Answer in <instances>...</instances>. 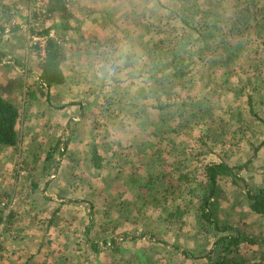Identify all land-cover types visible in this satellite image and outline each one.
I'll return each mask as SVG.
<instances>
[{
    "label": "rangeland",
    "instance_id": "obj_1",
    "mask_svg": "<svg viewBox=\"0 0 264 264\" xmlns=\"http://www.w3.org/2000/svg\"><path fill=\"white\" fill-rule=\"evenodd\" d=\"M87 1H84L82 6L87 9L88 6L90 8L93 5L95 6L91 1L87 4ZM143 1L146 0H141V3ZM159 1L165 7L171 8L175 6L174 2L178 0ZM31 2L32 0L20 2L22 6L21 10L28 15L29 9L32 7ZM186 2L188 3L189 0H186ZM215 2L220 3V10L216 9ZM236 2L240 3L236 4L235 0H198L195 3H200V11L212 10V13L207 14V18L219 19L215 21H218L219 25L223 28V25L235 22V16L238 11L240 12V8H244L246 0H236ZM263 4L264 1L260 0L258 8H261ZM190 5L191 3L188 4L187 8H190ZM212 6L213 9H211ZM77 9L78 7L71 10L73 12L71 18L75 16L74 14H77ZM181 9H184V7H181ZM188 11L190 10L188 9ZM164 12L168 14L167 11ZM174 18L170 14L165 17V27L171 38H175L176 34L170 31V27L176 29L181 24L178 20L174 21ZM230 18H232L231 22H227ZM172 21L177 25L176 27ZM22 22H25V20H22ZM50 22L51 19L44 22L37 29H47ZM131 22L135 23L133 16ZM154 22H156V19L151 23L149 21L151 29L155 25ZM134 27L124 25V29H120V33L128 30L133 36H139L146 31L145 29L142 33ZM262 29L263 32L260 33V37L264 40V28ZM222 30L224 31V29ZM19 31L21 30L15 31L13 35L11 34V38L19 37ZM255 32L252 31L249 37L243 38L244 41L241 42V45L233 44L237 46L235 48H238L237 50L241 53H237V56H240L235 58L231 63H222L223 58H220V56L227 52L224 49H216L218 45L215 46L216 43H212L209 48L210 60L206 54L203 55V57L206 56L204 58L205 61L201 62V64L206 66L204 67L201 64L189 66L186 62L184 64L187 71L184 75L185 77L176 86L173 83L171 84L172 86H166L164 92L161 94L163 103H167L166 105L178 102L180 103V107H182V104H184V114L178 112L173 117L170 116L169 124H181L178 130L181 131V128L185 127L184 134H190V137H192L191 130L193 128L187 127L184 124L187 119H192L189 118L191 114L195 116L192 119L194 122L191 123L196 124L199 122L201 126L197 125L199 127H195L193 137L195 138V144L198 143L195 145L196 147L199 145L204 147V149H201L203 153L200 155L196 153L199 156L198 158L195 153H192L194 154L193 156L192 154H185L187 157L186 161H183L186 158L185 156L178 157V160L181 159V162H184L180 170L185 177L179 184L183 187L181 190H173L171 188L172 182L175 181V177L171 176V166L175 159H172L173 154L171 153L173 151V144L169 143L166 146L161 144L153 147V154L156 151H161V159L159 158L154 167H147V170H149L148 176H146L147 173L145 175L142 174L144 175L143 178L137 176L135 183L129 181L127 175H125L128 172V168H124L126 164L125 160L118 162L116 166L115 162L111 161L110 167L106 166L100 170H96L91 163L90 152L93 148H86V146L83 147L81 144L77 148L71 147L70 144L67 147L60 146L61 151L64 148L63 155L67 156L70 149L72 154H77V158L72 160L67 159V157L56 158L59 166H64L63 163L68 166L66 169L61 168V176L54 172V170L51 173L48 172L49 174L43 173L44 176L42 175V164L45 162L50 145L55 144L61 138L65 139L70 136V134L67 136V131L70 128L74 130V135H71V137L78 135V130H83L85 133V130H87V146H89L90 141H94V138L98 139L99 144H108L107 150L104 149V157H107V155L112 157V154L117 152V142L122 140L121 136L127 130L136 129L138 125L134 126V123L132 125L129 120V122L122 121V119H125V113L121 109V105H124V103L122 100H119V97H114L113 85L108 80L105 83L103 82V89L105 87H108V89L104 90L105 93L103 91L102 104L101 107H98L104 112V115L101 114V117L99 115L98 118L94 114L95 111L90 112V115H83V117L79 115L78 119L83 120V123L79 128L76 126V129L73 128L75 125L71 126L70 123L60 125L61 127L58 126L57 128L54 124H61L57 120L53 124L48 123V125L43 122L44 120H42L41 125L40 122L35 121L31 125H28V127H31L30 130L25 129L21 125V147L17 150L15 149L16 152L12 151L11 153L14 159L15 155H17L18 160L13 163V166H10L12 168V175H4V169L1 170L5 178L0 179V202L5 199L8 201V204L0 220V264H23L27 259L30 261L29 264H145L144 262H147V264H205L200 254L212 244V241L208 240L209 236H206V233L201 228L198 215L200 198H202L204 185L206 184L205 166L217 165L222 162L236 167H238L239 163L241 165L247 164L248 158L252 156L250 154L253 151L254 144L257 143V140H255L256 135L251 134L250 131L254 129V125L260 127V124L258 122L251 123L250 116L245 115L249 111L246 102L247 96L253 94L256 100L259 99V95L260 97L264 96V89L258 93L253 90V88L264 87V79L261 78L260 81L253 78L251 84L246 72L250 70L251 66L254 68V65H256L252 61H247L246 57L251 56V59L255 60L256 55L254 51L257 47L262 48L260 41L256 39ZM119 46L125 48L124 45L119 44ZM184 57H187L186 53ZM228 58L227 56L226 59ZM215 62L221 65L215 67ZM6 64L7 57H0V67L3 65L2 67L5 68ZM66 66L67 70L74 68V64L72 63H66ZM200 66L202 68L199 70ZM137 69L139 70L138 66L134 68V71ZM178 70L180 69L178 68ZM143 73L141 72V79L144 78ZM237 73L238 75H236ZM178 74H180L179 71ZM82 79L81 83H77L73 79L70 80L72 87L65 89L64 95L61 97L62 102L78 103L82 101L81 99H84V102L85 99L89 98V96H86L90 89L89 82L93 83L96 81L98 84L101 83V78L91 80L87 84L83 77ZM139 80V75H137L136 82ZM229 82H233L235 85H231ZM183 84L184 86H182ZM231 88L235 89V91H229ZM27 90L24 94L29 95L30 90L28 86ZM117 90L119 89L116 88ZM65 94L67 95L65 96ZM207 95L213 96L214 101L202 106V102L205 100L204 97ZM27 99L28 97L25 98L23 96L22 102H25ZM26 104L25 102V107ZM189 110L191 111L189 112ZM30 111H32L31 108L28 112ZM33 111L39 112L38 109H34ZM180 113L182 114L179 115ZM240 113H242V122L239 119ZM24 120L27 119L24 117ZM112 120L113 122L109 124L108 121L111 122ZM211 122L210 128L213 131L212 133L220 135L217 138L218 146L214 151H212L210 145L208 146L212 138H207L208 135L206 134V130L209 128ZM237 122H241L244 132L239 130ZM113 125L115 127H122L125 130L117 132V129L112 128ZM53 128L57 132L53 133ZM260 129L262 130V128ZM33 134H36L37 138ZM84 135L86 138V134H82L81 137ZM263 135L259 133V141L264 139ZM133 138H131V141H133ZM147 140H149L148 137ZM149 141L153 144L156 142L152 138ZM194 142L192 147L194 146ZM129 146L121 147L119 152L123 158L128 154V152L123 153V151ZM54 150L57 155L61 153L57 149ZM86 150L88 154H81V151L85 152ZM248 154L250 156L246 157ZM35 156H40L39 160L37 158L38 162H36V166L34 163L27 162V167L22 171L20 176L17 174L14 176L15 166L18 168L20 162L22 163L27 158L33 160ZM0 157H2V154H0ZM72 167L74 169L76 167L74 172L69 171ZM240 174L241 177L247 179L249 184L253 183L255 186L264 185V148L257 159L249 165L248 170H241ZM6 183L10 185L13 183V186L8 185L9 189L5 187L4 191H2ZM182 183H184V186ZM218 183L220 188L223 187L224 190L222 200L220 201L221 217L223 219L237 220L240 216H243L246 224L256 223L254 225L256 233L264 231V221L262 222L249 211L244 192L240 188L232 186L227 180L220 178ZM12 190L14 192H11ZM171 191L178 193L177 197L166 200V194ZM9 194L11 196L9 198L6 197ZM58 194L66 196L68 199L74 196L79 201L89 204L94 213V227H92L90 238L95 237L98 242H102L106 238L109 242L112 237L122 240L124 239L123 232L127 230L136 231L140 235L141 232H138V230L141 231L147 227L159 233V238L166 240L170 245L189 250L194 254L196 259L186 258L178 254L176 250L167 248L161 243L149 244L148 242L125 244L122 247L124 249L118 254L112 252H108V254L103 253L101 257L96 259L94 253L85 242V230L88 227L90 219L89 214L84 209H82L84 211L80 210L82 206L74 205L71 208L69 207L71 204H68L62 208L61 213L56 217V223L53 225L49 224L55 212L54 210L57 207L59 208V204L66 199L60 198ZM150 196L155 198L157 207L150 205ZM183 198L184 200L181 201L180 199ZM167 202L171 203V206L165 205ZM76 207L79 209H75ZM0 208L3 207L1 206ZM11 214H14L16 220L14 219V223L12 222L9 225L7 224V219ZM173 219L178 220V222H175ZM169 220L173 221L168 222ZM144 234H147L148 237L155 233L146 232Z\"/></svg>",
    "mask_w": 264,
    "mask_h": 264
},
{
    "label": "trees",
    "instance_id": "obj_2",
    "mask_svg": "<svg viewBox=\"0 0 264 264\" xmlns=\"http://www.w3.org/2000/svg\"><path fill=\"white\" fill-rule=\"evenodd\" d=\"M23 1L24 0H21V2ZM69 1L70 0H50L49 4L46 7L47 13L51 15V18L53 17L54 13H61L65 17L67 11H69L72 6L79 5L86 0L76 2L75 4H72L70 8H67ZM196 1L189 0V2L187 3L186 0H178L177 2H174L175 6L168 8L165 7L159 0H153L155 10L152 11V15H156V22L153 26V34H156V36L155 39L150 43H145V41L143 40V34L139 36H133L128 30H125L124 39L125 41L127 40V47L125 48L128 51L133 50L134 53L135 51H141V56H135V61L136 63H138L140 60L145 58L143 64H140V70L145 71L146 74L150 75L147 79L152 81V85L154 86L155 90L162 93L164 92L166 86H170L172 83L177 85L179 81L185 77L184 75L187 72L184 65L186 62L189 66H196L198 64H201V62L205 61L204 58L206 56L203 57V55L206 54L208 56V59L210 60L209 48L212 43H216L215 46L218 45L216 49H224L227 52L226 54H222L220 56V58H223L222 63H231L235 58H238L240 56H237V53H241L237 50L238 48H235L237 46L233 44L241 45V42L244 41L243 38L246 39L247 37H249L252 31H256V39L260 41L262 48L257 47V49L254 51V54L256 55L255 60H253V58L251 59V56L246 57L247 61H252V63H256V65H254V68L251 66L250 70L246 72L248 73L249 82H251L253 78H256L260 81L261 78L264 79V40L260 37V33L263 32L262 28H264V4L261 8H258V3H260V0H246L244 8H240V12L238 11V13L236 14L235 22L232 24L227 23L223 25L222 28V26L219 25V22L215 21L219 19L211 18V20L207 18V14L212 13V10L207 9V11L205 12L200 11V3H195ZM190 3V8H187L188 4ZM215 3L214 4L216 9L220 10V3ZM235 3L239 4L240 2H236L235 0ZM181 7H184V9H181ZM177 9L179 10L177 11ZM188 9L190 11H188ZM211 9H213V6L211 7ZM161 10L164 15L167 16L170 14L171 16L175 17L174 21L178 20L181 23L179 25V28L175 29L174 27H170V31L175 32L176 34L175 38H171L168 31L166 30V16H164L162 12L159 13ZM0 11L2 13L1 18L9 19V17L7 16L8 14L6 13L7 10L5 8H3V10L0 9ZM164 11H167L168 14H165ZM185 11L186 13H184ZM40 15L41 13L34 11L29 16L28 24L31 26L30 30L32 31L33 35L37 34L46 36L48 35V28L38 30L37 27L32 25L30 22V19L31 21H36L40 17ZM217 15L219 16V14ZM154 20L155 19H153V21ZM231 20L232 18H230L227 22H231ZM158 23L162 24V28H159V25V27L157 26ZM135 24L139 26L137 27L138 29L143 28L141 23L135 22ZM173 24L175 25V27L177 26L174 22ZM259 28L260 30H258ZM115 29L117 31V27ZM222 29H224V31ZM3 30L4 28L3 26H1L0 23V36L3 35ZM18 30L21 29L19 28ZM18 30L15 29V31ZM5 32L6 36L0 40V57L2 58L5 57V55L1 51L2 42L5 39H10L11 34L14 33L12 31ZM191 37L192 39H190ZM30 51L31 54L34 55L35 58L38 60V65L36 64V66H33L28 69H31L32 72L29 74V76H26L22 83V76H19L15 80L14 84L18 90H20L22 84L25 86L26 89L28 86L30 92L28 93L29 95L26 94V97H37V95L32 90V88L35 87L36 92H39L42 98L50 100L51 89L58 85L61 86L66 82V75L62 68V65L66 59V51L62 44L59 43V41L55 38H50L47 41L44 50H42L38 46H32ZM44 51L45 53L43 55L42 53ZM183 51L187 55L186 58L184 57L185 53ZM227 56L229 57L228 59H226ZM230 56L232 57L230 58ZM215 63V67L221 65L217 64V62ZM201 65H203L204 67L206 66L204 64ZM8 66L10 69L15 67L13 63ZM36 67L37 69L34 70ZM178 68L180 70H178ZM201 68L202 66H200L199 70ZM178 71L180 74H178ZM236 75H238V73ZM229 83L231 85H235L233 82ZM2 84L3 82L0 81V154H2V157H5V163H2L0 171L3 169L4 166H7V164H9L8 161L10 162V156L12 155V151L14 149L17 150L21 147L20 130L22 121L25 117V109H21L20 107L16 106V104L10 98L4 96L7 87L4 88ZM182 86H184V84ZM1 87H3L4 89L2 90ZM257 88L258 89L253 88V90L257 91V93L259 91L261 92L264 89L263 86ZM229 91H235V89L231 88L229 89ZM212 97L213 96L209 95L205 96V100H203L202 106L207 104L208 102H213L214 99ZM258 97L259 99L256 100L253 94H250L246 98V102L248 105L247 109H249V111L245 115L250 116L251 123L258 122L260 124V127L254 125V129L250 131L251 134L256 135L255 140H257V143L254 144L253 151L250 154L252 156H250L249 154L246 156H250L247 160V164L241 165L239 163L238 167H236L222 162L221 164L217 165L205 166L206 184L204 185L205 187L203 190L204 192L202 194V198H200V208L198 214L200 218L201 228L206 233L205 235L209 236L208 240L212 241L210 247L207 250L205 249L204 251H202L200 254L201 257L204 259L205 264H264V231L256 233V230L254 229V225H256V223L246 224L243 216H240V218H238L237 220L223 219V217H221L220 201L222 200L224 190L223 187L220 188V185L218 183L221 178L223 180L229 181L232 186L240 188L244 192V195L246 197L245 201L247 203L249 211L262 222L264 221V185L255 186L253 183L249 184L247 179L241 177L240 174L241 170H248L249 165L257 159L260 152L264 148V139L259 141L258 138L259 133L264 134V96L260 97L259 95ZM157 109L160 110L159 113L163 116L162 121H166L165 118L168 115H175L178 112H182L184 114L183 111L185 108L184 104H182V107H180V103L174 102L171 105H159ZM136 110L137 113L135 115L134 113L129 114L128 112H126V118L128 116L130 118H142L143 115H141V113H143V110H141L140 108H137ZM190 111L191 110H189V112ZM182 113H180L179 115H181ZM139 114L141 115V117L138 116ZM194 117L195 116L192 114L189 116V118L192 119ZM192 119H187V123L192 122ZM239 119L242 122V113L239 114ZM241 122L237 123L239 130L243 131ZM197 125H200V123L197 122L193 125L194 127L191 130L192 137H190V134H184L185 136L184 140L182 141V146L173 147V151L171 152L172 154H174L173 158H177L171 166V176L175 177V181L171 184V188L173 190L183 189V187L179 184L185 179L184 175L180 172L181 165L184 164V162H181V159L178 160V157L184 156L185 154L189 155L192 153H198V155H200L201 153H203V150L201 149H204V147L202 145L196 147V144L194 142L195 138L193 137V132L195 130V127H198ZM209 125L211 126L212 122ZM210 126L206 130V134L208 135L207 138H212V141L210 142V144H208V146L210 145L212 151H214V149L218 146L217 138L220 135H214ZM190 127L192 128V126ZM260 128H262V130ZM156 133H158V131ZM68 134L74 135V130L70 128V130L67 131V136ZM34 137L37 138V135L35 134ZM71 139H67V137L65 139L61 138L55 143V145H53L49 149L50 155L46 156L45 162L42 166L43 172L41 173L43 176V173H51L52 170H54V172L58 173V175L61 176L62 169L60 168L56 158H60L63 155L64 148L61 151L60 146L67 147L70 144ZM185 139H188V141H186ZM193 142L194 146L192 147ZM54 149H57L62 154L60 153L58 154V157L54 158V155L56 154ZM90 155L92 160V166L96 170H100L106 166L110 167L112 158L108 156L103 157L101 154H99L98 148L95 147L91 149ZM193 155L194 154H192V156ZM198 155L196 154L197 158L199 157ZM53 158L55 160H53ZM186 160L187 157L183 161ZM27 164L28 163L26 162V160H24L22 163L20 162V164H18V168L17 166H15L16 168L13 172L14 176L16 174L20 176L22 171L26 169ZM75 169L74 167H72L69 171L74 172ZM182 184L184 186V183ZM177 195L178 193H174L173 191H171L166 194V200L169 198H176ZM10 196L11 194H9V197ZM59 197L62 199L66 198V196L61 195H59ZM154 199V197H151L149 199V203L150 205L157 207ZM180 200L183 201L184 198ZM68 204H71L69 206L71 208H73L74 205H80L82 206L80 210L84 209L89 214L90 222L85 230V242L89 249L94 253L96 259L98 257H101L103 253L108 254V252H112L114 254H118L122 251V249H124L122 247H124L125 244L127 245L135 242H148L149 244L161 243L167 248L176 250L178 254L186 258L196 259L194 254H192L189 250L180 249L177 246L174 247L173 245H170L169 242H167L166 240H162L159 238V233L155 232V230L153 229L150 230L147 227L141 231L138 230V232H141L140 235H138L136 231L127 230L123 232L124 239L120 240L118 238L112 237L109 241L110 243L108 242L107 238L104 241L102 240V242H98L96 240L97 238L95 237L90 238V234H92V227H94V213L88 203L85 204V202L79 201L74 196H71V199L66 198L64 202L59 204V208L57 207L54 210L55 212L51 218V221L49 222L50 225L56 223V217L61 213L62 208L67 206ZM170 204L171 203L168 202L167 204L165 203V205L168 206H171ZM6 205L3 206L2 202H0V207H3L0 208V220L2 218V214L5 210V207H7ZM86 207L87 209H85ZM75 209L79 208L76 207ZM14 219V214H11V216H9L7 219V224H12ZM173 220L175 222H178V220L176 219ZM173 220H169L168 222H172ZM145 231L148 233L155 234L147 237V234H144L146 233ZM144 263L147 264V262Z\"/></svg>",
    "mask_w": 264,
    "mask_h": 264
},
{
    "label": "crops",
    "instance_id": "obj_3",
    "mask_svg": "<svg viewBox=\"0 0 264 264\" xmlns=\"http://www.w3.org/2000/svg\"><path fill=\"white\" fill-rule=\"evenodd\" d=\"M90 1L93 2L95 6L93 5L91 8L88 6L87 9L86 7L82 6L81 3L79 5L72 6L69 11H67L65 17L61 13L53 14L51 22L47 26L49 29L48 34H52V38L57 39L66 51V59L62 65L63 71L66 75V82L61 86L58 85L51 89L50 100L42 98L39 92H36V88H32L37 97L28 96L27 100H30L29 102H27V100L25 101L27 103L25 107V102H22V98L23 96L27 98L26 93L24 94V92H27L28 90H25V86L23 84L21 85L20 90H18L14 82L19 76H22V83L26 76H29V74L32 72L31 69H28L36 66V64L38 65V60L34 55L31 54L30 51V35L32 34V31L30 30L31 26L28 27L29 15L21 10V0H0V9L3 10V8H5L7 10V16L9 17V19L1 18L2 13L0 11V23L4 28V33L0 36V40L6 36L5 31L14 32L15 29H21V31H19V37L5 39L1 45V51L5 55V57H7V64L5 68L2 67L3 65H1L0 67V81L3 82L2 85L4 88L7 87L6 92L4 91V96L10 98L16 104V106L26 110L25 118L27 120H24L22 122L24 124L22 125L25 129L27 128L28 130H30L31 127H28V125H31L35 121L40 122L41 125L42 120H44L43 122L47 123L48 125V123L53 124V122L57 120L61 122V124H54L57 128L60 125L70 123L71 126L75 125L73 128L76 129V126L79 128V126L83 123V120L78 119L79 115L83 117V115H90V112L95 111L94 114H96L98 118L99 115L101 117V114L104 115V112L98 107H101L102 104L103 91L108 89V87H105L103 89V82L105 83V81L108 80L113 85L114 97H119V100L123 101L124 105H121V109L125 114L126 112H128L129 114L134 113L135 115L137 113V108L143 110V113H141V115L143 116L140 119H137L138 117L130 118L129 116L126 118V115L124 114L125 119H122V121L129 120L132 125L134 123V126H138L136 127V129L127 130L124 135L121 136L122 140L117 142V152L113 153L112 157L107 155L108 157L112 158L113 163L115 162V166L118 162L125 160L126 164L124 165V168H128V172L125 175H127L129 181L135 183L137 181L135 180L137 176H139V178H143L145 173H147L146 176H148L149 170H147V167H154L155 164L159 161L161 151H156L153 154V147L155 145L161 144L166 146V144L168 143L173 144V147L182 146V141L184 140L185 136V127L181 128L180 131L178 130V128L181 126V124H169V117H173L174 115H168L166 116V121H162L163 116L159 113L160 110H158L157 107L159 105L165 106L167 103H163L161 96L162 93L156 91L152 85V81L147 79L150 75L146 74L145 71L140 70V64H143L145 58L140 60L138 63H136L135 61V56L140 57L141 51H135V53L133 50L128 51L129 57L128 62L125 65L126 70L120 69L112 73H104V68L107 65L108 53L115 48L120 47L119 44L127 47V45H125L127 44V40L125 41L124 39L125 30L120 33V29L123 30L124 25H129L130 27L135 26L136 30L142 33L146 29L143 34V40L145 41V43H150L155 39L156 34H153V29H151L150 24L151 22H153V19H156V15H152V11L155 10L153 4L154 2L152 0H146L142 3L141 0H88L87 4ZM77 7V14H74L75 16L71 18L73 16V12L71 10ZM161 12L162 11H160L159 13ZM132 16L134 17L136 23H141L143 28L138 29L137 27L139 26H137L135 23L129 22L131 21ZM22 20H25V22H22ZM157 26L159 28H162V24L160 23H158ZM116 27L117 31L115 29ZM90 34L92 36L89 37L88 35ZM12 63L13 65H15V67L10 69L8 65ZM66 63L74 64V68L67 70ZM137 66L139 67V70L137 69L136 71H134V68H136ZM34 70H36V68ZM141 72H144V78L142 79ZM100 73L104 74L100 75ZM137 75H139L140 80L136 82ZM81 76L85 79L86 84L91 80H97L100 78L101 83L98 84L96 81L93 83L89 82L90 84L88 85H90V89L88 90V95H86L87 97L89 96V98L85 99L84 102V99H81L82 101L78 103H66L65 101L62 102L61 97L62 95H64L65 89H70L72 87L70 80L73 79L75 82L81 83L83 81ZM141 85H143V87H141ZM3 87H1L2 90L4 89ZM116 88L119 90L116 91ZM66 95L67 94H65V96ZM68 95L69 97H71L70 94ZM30 108L32 111L28 112ZM34 109H38L39 112H34ZM141 115L139 114L138 116L141 117ZM99 121H101V119H99ZM112 122L113 120L111 122L108 121L109 124H111ZM184 125H187V127H194V124H192L191 122L187 123V120ZM112 128L117 129V132L125 130L122 127H115L114 125L112 126ZM141 128L143 129V131ZM54 129L55 128H53L52 132H57L56 130L54 131ZM81 131L83 130H78V135H75V137H71V135L67 137V139L73 138L71 139L70 146L77 148V146L81 144V146H86V148L96 147L98 148L99 154L103 152V155H101L104 157V149L107 150L106 147L108 146V144H99L98 139L94 138V141H90L89 146H87V130H85L86 133L84 131ZM157 131L158 133H156ZM82 134H86V138L85 135L81 137ZM147 137L149 138V140L150 138L155 139V144L147 140ZM131 138H133V141H131ZM185 140L188 141V139ZM53 145H50V148ZM127 145L130 146L126 147L127 149L124 150L123 153L128 152V154H126V157L123 158L119 151L122 146ZM13 151L16 152L15 149ZM71 152L72 151L70 149L67 156L62 155L61 157H67V159L70 160L76 159L77 154H72ZM85 153H87V150L85 152L81 151V154ZM54 156V158L58 157L57 154H55ZM39 157L40 156H35L33 160H29L28 158L27 160H25L26 162H29L31 164L34 163L36 166V162H38ZM54 158L53 160H55ZM172 159H176V157H172ZM4 160L5 157H0V167L2 163H5ZM16 161H18L17 155H15V159L11 155L10 162L8 161L10 165L7 164V166L3 167L5 171L4 175H12V168L10 166H13V163ZM63 165L64 166H60V168H68V166L64 163ZM4 175L1 173L0 179H4ZM13 183L11 184L12 186ZM8 185L10 184L6 183L3 186L2 191H4L5 187L9 189ZM11 192H14V190H12ZM6 197L9 198V195ZM26 262H24L23 264L30 263L28 259Z\"/></svg>",
    "mask_w": 264,
    "mask_h": 264
},
{
    "label": "built area",
    "instance_id": "obj_4",
    "mask_svg": "<svg viewBox=\"0 0 264 264\" xmlns=\"http://www.w3.org/2000/svg\"><path fill=\"white\" fill-rule=\"evenodd\" d=\"M81 0H70L68 2L67 8H70L72 4H75L76 2H79ZM50 0H32L31 5L32 7L29 9V16L34 12L41 13L40 17L37 19V21H31L32 25L38 28V26L43 25L44 22L48 21L51 18V15L47 13V5L49 4ZM52 38V34H48L46 36L44 35H30V44L32 46H38L42 50L45 49V46L47 44V41ZM45 51L42 53L44 55ZM7 200L2 201V205L5 206L7 204ZM1 242V239H0Z\"/></svg>",
    "mask_w": 264,
    "mask_h": 264
},
{
    "label": "clouds",
    "instance_id": "obj_5",
    "mask_svg": "<svg viewBox=\"0 0 264 264\" xmlns=\"http://www.w3.org/2000/svg\"><path fill=\"white\" fill-rule=\"evenodd\" d=\"M128 57L129 52L126 48L117 47L110 51L108 53L107 65L104 68V73H112L120 69H125ZM104 73H100V75H103Z\"/></svg>",
    "mask_w": 264,
    "mask_h": 264
}]
</instances>
